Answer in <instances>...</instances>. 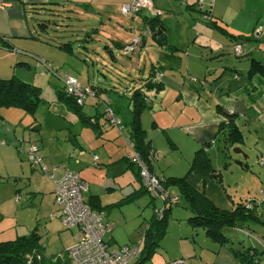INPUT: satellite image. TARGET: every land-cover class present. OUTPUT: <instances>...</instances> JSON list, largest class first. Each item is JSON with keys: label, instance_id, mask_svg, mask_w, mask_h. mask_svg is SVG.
<instances>
[{"label": "crops", "instance_id": "crops-1", "mask_svg": "<svg viewBox=\"0 0 264 264\" xmlns=\"http://www.w3.org/2000/svg\"><path fill=\"white\" fill-rule=\"evenodd\" d=\"M128 2L130 0H8L5 4L0 5V77L14 75L23 81L52 92L51 99L48 100L43 97L45 100L43 103L46 104H42V106L38 104L33 115L16 107L0 109V174L8 178L28 175L30 183H34L35 194L41 195V199L44 198L45 192L49 189V199L52 201L51 217H56L60 221L59 209L54 200L52 181L45 173L47 177L37 175L36 166L31 165L27 158L23 157L24 154H21L24 153L28 145L37 144L43 156L44 164H47L49 169L54 168L55 176L59 177L63 170L68 168L77 172L86 181L88 188L84 194L85 200L94 196L98 199L99 204L104 206L100 212H102L103 222L107 228L105 235L110 229L104 221V216L108 214L110 209L133 202L143 194L142 192L132 201L120 202L121 199L140 189L141 185L135 167L130 165L126 158L127 155H125L127 152L121 146L103 148L102 152L94 148V146H100L102 137L109 127L104 121L105 119L102 120L100 112L92 114L89 109L84 110L81 107L86 115L95 118L98 125V135L89 125L83 124L76 113L74 115L82 126L79 131L73 132L70 126L66 127V133L58 130L64 126L58 119L68 117L74 120V115L71 114L72 110L67 105L57 100L56 86L60 83L56 80V75H52L46 70L41 73L42 68L40 70L34 69L32 56L33 54L42 56L52 68L58 63L57 57H62L61 55L57 56L51 50L55 47L46 42V36L39 34L42 28L37 26L36 19L44 17L43 12H49L52 9L71 12L82 11L92 14L101 10L110 11L112 7L118 9L122 4ZM192 3L194 0H184L185 8L189 12L196 10V6ZM152 4L156 9L159 7L165 13V11L172 10L174 0H152ZM178 8H181V5ZM212 16L216 23L224 26L231 34L246 37L245 32L250 30L249 33L253 34L252 32L258 27L260 32H255L254 36L251 35V39L247 43L240 41L242 52L239 56L234 55V43L228 38L224 40L218 38L210 43V37H208L206 38L207 41L201 45L207 52L194 53L191 57L185 49L189 43L188 37L183 38L178 35L177 41L175 39L171 41L170 33H168L170 28L159 17L162 21L161 25L165 27L167 45L159 46L155 42V38H150V43H153L158 49V57L156 62L151 63V67H156L158 73H161V77L156 79L161 81L163 85L159 91L146 92L148 100H150V108L148 109L150 110L148 116L152 120L150 128L155 131L156 136L163 135L167 138L169 144L166 150L169 152H180L179 142L185 140V147L190 153L191 159L194 152L200 147H206L210 156L211 150H216L217 139L221 137L223 140V135L219 133L220 122L225 120L224 115L226 113H232L235 114L234 122L239 130L241 131L245 127L250 133L247 135L241 131V144L244 143L249 148L255 149L256 160H258L259 157H264V76L260 73H249V66L250 58H255L264 65V35L262 34L264 29V0H214ZM139 18L141 19L140 16ZM100 22L103 21L100 20ZM131 36L132 33L129 34L128 39ZM192 42L195 43L194 40ZM146 43H149L147 39L143 41L141 47ZM182 55H185L186 61L182 59ZM205 55L211 56V58L207 60ZM232 56L237 58L235 62L230 60ZM192 58L193 60H191ZM204 58L206 61L202 62ZM54 70L56 71L55 68ZM41 107H44L42 108L44 111L43 119L41 112L38 111ZM127 108L129 111L128 103ZM116 110L119 111L117 107ZM118 111L116 115L120 117ZM141 122L152 150L158 155L159 152L161 153V157L159 155L154 160L152 171L163 177L176 176V173L165 175V171L161 168L160 161L163 162L164 157H166L163 154L166 147L162 142H157L156 137L153 138L151 133L148 136V129L144 126V112L141 115ZM85 129L93 131L94 140L88 139L91 137L88 133L85 136L82 134ZM113 130L108 132V136L113 134ZM170 130L180 133V139L171 135L167 137L166 134H169L168 131ZM115 132L117 136H121L119 130ZM58 134H65V137H59ZM122 135L126 139L128 131ZM247 136L251 138V142L248 141ZM62 138H64L63 141ZM113 138L114 136L107 137L106 140L111 141ZM59 142L67 143V145L61 146ZM56 145L61 146L60 150L57 149ZM222 146L224 150H227L228 144L224 140ZM94 155L97 157L96 161L93 159ZM59 157H62L64 161L67 158L68 160L59 165L56 162ZM190 161L188 159L185 161L188 166ZM239 162L248 166L247 161ZM27 163L31 167L29 170ZM91 163H93V167ZM129 170L132 171L133 175L129 173ZM32 171L34 173H30ZM47 178L50 181L49 184H46V181L43 182ZM137 182L138 185H136ZM206 182L204 178H201V185L197 187L188 181L197 193L203 194L215 206L223 209L231 208L232 205L227 206L225 202V199L229 198L227 191L224 189L217 200L212 199L208 196L209 193H205ZM15 184V180L14 184L8 180L0 181V233H6L8 224H11L3 223L8 214L11 211V214L19 212L16 203L12 202V194H18L16 189H20ZM139 191L141 192L142 189ZM259 212L263 213L260 209L258 214ZM187 214L188 210L186 216ZM260 220H264V218L261 219L260 217ZM15 222L12 224H15L16 228ZM69 230H74V234L71 236V242H68L69 244L65 245V248L63 247L64 249L61 251L63 253L61 255L56 254L60 258H63L64 254L67 257L66 250L73 244L74 237L78 233L76 229ZM15 234V237L18 236L16 231ZM259 234L264 238V231L261 230ZM105 235L104 241L108 244L109 249L114 239L111 235L106 239ZM142 241L143 239L140 242L138 255L131 258L133 261L130 260L131 264H135L140 257ZM40 244L43 247L45 257L55 256L46 255L41 238Z\"/></svg>", "mask_w": 264, "mask_h": 264}, {"label": "rangeland", "instance_id": "rangeland-1", "mask_svg": "<svg viewBox=\"0 0 264 264\" xmlns=\"http://www.w3.org/2000/svg\"><path fill=\"white\" fill-rule=\"evenodd\" d=\"M150 1L152 3V0ZM207 1L208 0H205V3H207ZM131 2L132 0L128 3ZM179 5H181V8H178ZM151 6L152 7L149 8L142 5L129 14H123L120 8L117 9L115 7H112L110 11L101 10L92 14L82 11H58L57 14L50 16L52 20L50 24H48V29L43 34L41 32V34L46 36V40L51 44L70 43L72 52L60 51V49L56 47L51 49L57 56H62L57 57L58 63L55 67L53 66L56 71L53 70L49 64H45V62L44 64L41 63L39 61L40 57L35 55L32 56L34 60V69L40 70L42 68L40 71L41 73L46 70L52 75H56V80L60 83L57 84V89H61L62 85V88L65 90L67 87L65 84L70 83L68 78L71 77L72 83L70 84L74 85V82H76V85L83 88V90L84 88H89L94 91L91 86L98 90V93L94 92L99 95V98L87 95L80 106L84 108V110L89 109L92 114L100 112L102 120L105 119L104 121L109 125L108 131H106L102 137L100 146H94L95 149H99L101 152L103 148L111 146L116 147L117 145L121 146L127 153L132 152L127 138L125 139L122 135L127 133L129 128V111L127 108L129 93L133 87L139 84L141 78H144L148 74L151 63L156 62L158 57V49L153 43H150L152 31L148 22L144 21L145 18L161 17L164 24L170 28L168 29V33H170L171 41L174 39L177 41L178 35H181L183 38L188 37L189 43L185 46V49L186 53H189L191 57L194 53H200L201 51L204 53L207 52L204 51V47L201 46L204 41H207L206 38L210 37V43L218 38L222 40L227 38L207 25L206 18L209 19V16H212V14L207 16L196 10L189 12L185 8L184 0H174L172 10L165 11V13L158 7L157 9L161 10L160 14L153 10L155 8L153 4H151ZM213 6L211 8L206 6L207 11H211L212 13ZM100 20L103 22L101 23ZM249 32L250 30L245 32L246 37L255 35V30L252 32L253 34ZM130 33H132V36L128 39ZM262 34L264 35V29ZM134 38L140 40L139 45L133 51H125L123 48L125 46L124 43L127 39L131 41ZM145 39H147L149 43L141 47ZM193 40L195 43L192 42ZM244 41L245 43L248 42V40ZM117 43H121L122 47H118ZM240 54L236 55L239 56ZM205 57H207V60L211 58V56L208 55H205ZM182 59L186 61L185 55H182ZM236 59L237 58L234 56L230 58V60L234 62ZM191 60H193V58ZM196 61L199 60L196 59ZM205 61L206 58H204L202 62ZM236 63H238V61H236ZM156 72L159 71L156 70ZM158 76L161 77V73H158ZM40 93L42 97L48 100L51 99L52 92L49 90L41 89ZM42 104L46 103H40L39 106H42ZM106 107L111 108L114 114L113 118H117L119 120L118 122H112V119L110 120L107 117ZM116 107L119 111L116 110ZM42 108L44 107H41L38 111L39 113L41 112V118L43 119L44 111ZM117 111L121 118L116 115ZM148 112H150V110L144 111V126L148 129V136H150L151 133L153 138L156 137L155 140L157 139V142H162L166 147L165 151H163L166 157H164L163 162L160 161L161 168H163L166 173L165 175H168V173H176V176L187 174V180L197 187L198 185L200 187L201 178H204L205 181H207L204 186L205 193H209L208 196H210V198L217 200L224 189L227 191L229 197L227 200L225 199L227 206L233 205L234 201H245L249 198L254 200L255 203L258 201V210L260 209L263 212H259V217H261V219L264 218L262 194V191H264V166L259 161L262 157L256 160L257 156L255 149L249 148L244 143H240L234 146L228 145L227 150H224L222 146L223 140L219 137L216 141L217 152L215 149H212L209 156L212 166L220 173L219 180L202 176L196 170L188 172L189 166L185 161L186 159L190 161L191 158L189 157L190 153L185 147V140H180L179 142L181 147L179 148L180 152L167 151L166 149H168L169 142L163 135L156 136L155 131L150 128L152 120L150 116H148ZM71 114L74 115L75 113L72 111ZM230 116V113L224 115L225 120H227L225 123L231 119ZM58 120L64 125L63 128L58 129L62 132L65 131L66 133V127L68 126L73 129V132L79 131V129L82 128L75 115L74 120L68 117ZM112 129H114L112 132L113 134H109L108 136V132ZM118 130L121 136L115 134V131L118 132ZM83 131L82 134L84 136L88 133L91 136L88 139L94 140L95 134L91 129H85ZM241 131L247 135L250 134L245 127H243ZM168 132L169 134H166L167 137L168 135L178 138L181 136L180 133L174 130ZM58 136L65 137V134H58ZM112 136H114V138L111 141L106 140L107 137ZM247 138L248 141L251 142V138L248 136ZM63 140L64 138H62V141ZM254 141H256V139H254ZM59 144L61 146L67 145V143L64 144L61 142H59ZM60 145H56L59 150L61 147ZM235 148L240 149L241 152L235 151ZM25 151L26 149L24 153L22 152L21 154H24L23 157L26 159ZM38 153L42 162L45 163L40 150ZM127 153H125V155H127ZM159 155L161 157L160 152ZM90 156L89 154V157ZM67 160L64 161L62 157H59L56 162L62 165L61 162H67ZM239 161H247L249 170L242 169L241 165H239ZM27 166L29 170L31 167L28 163ZM91 166L93 167V163H91ZM35 168L37 175L40 177L46 176L44 172H42L40 165ZM47 169L51 171L53 168L49 169L47 166ZM30 173H34V171ZM129 173L133 175L131 170H129ZM16 178L15 185L20 187V191L17 192L20 196V200L15 201V195L12 194V202L16 203L15 205L19 208V212L11 214V211L8 217L3 220L4 224H11L7 226L8 229L5 231L7 234L4 232L0 233V241L14 239L16 235L15 231L18 235H25L36 227V231L41 235L46 255H56L58 253L61 255V253H63L61 251L65 248V245L67 246L71 242V236L74 234V230L64 228L61 226L58 218L51 217L52 201L49 199V189L45 192L44 198L41 199V195L35 194L34 183H30L28 175L25 177L16 176L15 178H8L0 174L1 182L8 180L11 184H14V179ZM45 181L46 184H49L51 180L49 181L47 178V180L43 182ZM136 185H138V182ZM168 193L170 196L176 195V186H168ZM158 198L159 197L152 198L150 193L144 192L137 200L110 209L108 214L104 216V221L108 224V229H110L105 235V238L107 239L108 236L111 235L114 239L109 249H116L118 246L124 244L141 242L147 223L152 218V215L155 214V210L163 206L162 199ZM223 198H225V195H223ZM186 213L187 210L182 200L176 204H171L170 214L167 217L166 231L158 247H156L154 252L150 255L151 257L144 262V264H167V262L180 257L186 259L184 264H234L235 258L231 252V247H241L242 244L259 248L257 242L253 239H255V237H261L259 232L261 230L264 231V224L251 221L248 222V227H244V229L249 230L251 233L250 236H247L248 234L242 230L225 228L223 232L228 238V242L219 244L206 236L202 228L191 226L186 220ZM14 221H16L15 223L17 224L16 228L15 224H12ZM260 264H264V253L260 254Z\"/></svg>", "mask_w": 264, "mask_h": 264}, {"label": "trees", "instance_id": "trees-1", "mask_svg": "<svg viewBox=\"0 0 264 264\" xmlns=\"http://www.w3.org/2000/svg\"><path fill=\"white\" fill-rule=\"evenodd\" d=\"M193 4L196 6V0H194L192 5ZM195 9L196 11L207 16L212 14L211 11H207L206 7L200 9L196 6ZM57 12L58 10L50 9L49 12L45 11L42 13V15H45L44 17L36 19L37 26L42 28L39 31V34H41V32L43 34L47 31L48 24H50L52 20L50 16L57 14ZM206 19L207 25L232 41L234 43L233 46L236 44L241 45L240 41L251 39L250 37L230 34L224 26L216 23L212 16H209V19ZM144 21L148 22L152 31L150 38L154 39V32L156 28L161 25V19L157 16L145 18ZM46 42L50 43L47 40ZM127 43H129L128 40L124 44ZM51 45L62 51L68 53L72 52L70 43ZM117 46L122 47V44L117 43ZM233 52L234 55H236L234 47ZM35 56L42 58L45 64H49L42 56ZM149 70L150 71L148 72L147 76L141 78L139 84L130 90L128 97L130 118L128 121L129 128L127 139L129 144H131L132 151L137 153L149 170L152 171V165L155 159H151L150 154L154 151L150 146V141L146 139L145 129L143 128L141 122V115L145 110L150 108V100H148V95L146 92L159 91L162 89L163 85L161 81L156 79L159 77L158 72H156V67L152 66ZM249 73H260L262 76H264V65L257 59L250 58ZM91 88L94 89L96 93H98V90L93 88V86H91ZM40 91L41 88L39 86L23 81L14 75L9 77H0V109L16 107L24 110L28 114L33 115L38 104L45 102ZM94 91V96L98 97ZM56 97L57 100L62 101L68 106L69 109L74 111L83 124L89 125L96 132V135L99 134L98 125L95 118H91V116L86 115L82 111L81 106L76 104V98L73 95L68 94L63 88H59L56 90ZM230 114L231 119L228 120V122L225 123L227 120L220 122L219 130L223 135L224 142H226L229 146H234L242 143V133L234 122L235 114ZM126 158L130 162V165L135 167V172L139 179L138 167L134 165L128 157ZM192 170H196L202 176L209 177L210 179L219 180L220 177V173L216 171L210 162L206 147H200L194 152L189 164L188 172ZM155 175L166 190L168 197L166 199L162 198L164 205L161 217L153 214L144 230L142 251L138 261L135 264H142L144 261L149 259L150 255L154 252L156 247H158L159 242L166 231L167 217L170 214L171 204H176L181 200L184 202V207L188 210V214L186 216L187 222L193 227L202 228L206 236H208L212 241L218 242L219 244L228 242V238L223 232L225 228H235L239 231L242 230L248 234L247 236H250L251 233L249 230L244 229V227H248V222L251 221L264 224V220H260L258 214V205L250 198L245 201H234L231 208L223 209L212 204L203 194L197 193L188 183L187 174H184L183 176L168 177H163L157 174ZM16 179L14 180L16 181ZM170 185L176 186V195L170 196L168 193L167 188ZM141 189L142 191L140 192L139 190ZM19 190L20 189H16V192ZM142 192L144 193L147 191L141 184L140 189H138L135 193H132L131 195L121 199L120 202L132 201ZM173 198H175V200ZM249 201L252 202L250 208L247 207V203ZM85 202L91 209L98 212H100V210L104 207L99 204L98 199L94 196H91L88 200H85ZM40 238L41 235L36 231V227H34L31 231H29L28 234L18 235L11 240L0 241V264H31L30 260L33 256L38 258V264H72L70 263L68 256L66 257L65 254L63 258H60L59 255L45 257L43 253V247L40 244ZM253 240L258 243L259 248L252 245L242 244L241 247H231V252L235 258L234 264H260V254L264 253V239L261 237H255ZM178 259H184L186 262L185 258ZM172 261L167 262V264Z\"/></svg>", "mask_w": 264, "mask_h": 264}, {"label": "built area", "instance_id": "built-area-1", "mask_svg": "<svg viewBox=\"0 0 264 264\" xmlns=\"http://www.w3.org/2000/svg\"><path fill=\"white\" fill-rule=\"evenodd\" d=\"M8 0H0V5L5 4ZM214 0H196V6L198 8L212 7ZM150 0H132L131 3H125L121 6V12L123 14H129L137 10L140 6L144 5L151 8ZM158 14L161 10L153 9ZM153 12V11H152ZM154 12V13H155ZM256 33L260 32V28L255 29ZM150 33V31H149ZM146 36V35H144ZM140 43L138 38H134L123 47L125 51L134 50ZM235 54L242 52V47L239 44L234 46ZM44 64L42 58L39 59ZM48 68V67H46ZM73 80V79H72ZM71 82V77L68 78ZM65 83V82H64ZM66 83V92L73 95L76 98V104L83 103L84 98L87 95L94 96V93L89 88H80L76 85ZM107 117L112 122H118L117 118H113L114 114L111 108L106 107ZM116 117V116H115ZM131 146V144H130ZM39 148L36 144H30L26 148V158L33 166L41 167V170L45 172L48 178L54 185V200L59 209V218L61 224L66 229H76L77 235L74 237L73 244L66 250L68 259L72 264H131L132 257L138 255L140 241L136 243L124 244L114 250L108 249V244L104 241V235L106 233V225L103 222L102 213L91 209L85 202L84 194L87 191L88 185L79 174L73 170L65 168L59 177L55 176L54 168L48 171L47 166L42 162V159L38 153ZM130 161L138 167L139 179L145 190L151 194L152 197H159L166 199L168 197L166 190L161 185L157 176L149 170L145 163L141 160L139 155L135 152L127 154ZM157 153L152 152L150 154L151 159H156ZM94 161L96 156H93ZM260 163L264 165V157L260 158ZM264 197V191H262ZM175 200V198H173ZM15 200H20L18 195L15 196ZM172 200V199H171ZM162 200V205L163 204ZM252 202L247 203V207L250 208ZM162 209L157 208L155 214L158 217L162 215ZM184 259H177L168 264H183Z\"/></svg>", "mask_w": 264, "mask_h": 264}, {"label": "water", "instance_id": "water-1", "mask_svg": "<svg viewBox=\"0 0 264 264\" xmlns=\"http://www.w3.org/2000/svg\"><path fill=\"white\" fill-rule=\"evenodd\" d=\"M154 36H155V42L159 46H165V45H167V35L165 33V27L164 26L159 25L156 28L155 32H154ZM234 150L237 151V152H241V150L238 149V148H235ZM239 165H241V167L244 168V169H247L248 168L247 165H244L241 162L239 163ZM30 261H31V264H38V258L35 257V256H33Z\"/></svg>", "mask_w": 264, "mask_h": 264}, {"label": "bare ground", "instance_id": "bare-ground-1", "mask_svg": "<svg viewBox=\"0 0 264 264\" xmlns=\"http://www.w3.org/2000/svg\"><path fill=\"white\" fill-rule=\"evenodd\" d=\"M154 173V172H153ZM153 198V197H152ZM159 199V198H158ZM264 245V244H263Z\"/></svg>", "mask_w": 264, "mask_h": 264}]
</instances>
